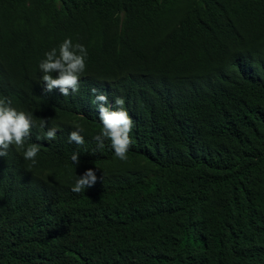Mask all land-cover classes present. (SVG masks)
<instances>
[{"label":"trees","instance_id":"trees-1","mask_svg":"<svg viewBox=\"0 0 264 264\" xmlns=\"http://www.w3.org/2000/svg\"><path fill=\"white\" fill-rule=\"evenodd\" d=\"M65 36L86 72L51 96L36 64ZM90 86L135 121L126 160L90 139ZM0 96L33 113L40 145L35 164L0 157V264H264V0H0ZM85 168L97 181L71 192ZM44 171L50 198L26 185Z\"/></svg>","mask_w":264,"mask_h":264},{"label":"clouds","instance_id":"clouds-1","mask_svg":"<svg viewBox=\"0 0 264 264\" xmlns=\"http://www.w3.org/2000/svg\"><path fill=\"white\" fill-rule=\"evenodd\" d=\"M32 21L19 22L21 27H30ZM87 49L84 44L73 42L71 37L65 36L58 44L43 52L42 57L37 61L36 68L41 81L40 90L42 93H52L55 89L60 97H67L69 94H76L79 87V78L86 72ZM89 104L94 105V115L98 124V131L90 137L95 142L97 150L105 147V142L114 158L126 160L131 137L129 133L135 127V121L130 118L124 105L123 97L116 96L112 103L108 102V95L99 91L97 87L90 86ZM45 118L39 121V133L37 139L52 141L56 138L59 128L47 126ZM33 120V113L24 109L14 107L11 101L0 96V157L7 154L10 146L21 149L20 155L24 161L31 164L36 163V155L40 150L38 143L29 140L30 130L36 128ZM84 129L80 124L75 123L66 135L67 143H74L79 146L84 144V136L81 134ZM133 147V145H132ZM78 153L72 151L68 159L75 167L80 163ZM160 160L157 158L144 162L140 169L138 183L143 188L146 182V173L159 167ZM151 165L149 169L144 168ZM47 172L44 171L35 177L30 176L32 184L27 183L28 191L41 198H50L54 195L55 189L47 182ZM152 177V176H151ZM96 170L85 168L82 173L75 175L70 186V191L79 193L82 189L90 188L97 181Z\"/></svg>","mask_w":264,"mask_h":264}]
</instances>
